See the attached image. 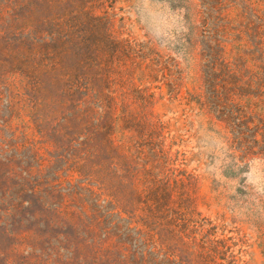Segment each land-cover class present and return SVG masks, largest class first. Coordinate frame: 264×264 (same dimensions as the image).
<instances>
[{"label": "rangeland", "instance_id": "rangeland-1", "mask_svg": "<svg viewBox=\"0 0 264 264\" xmlns=\"http://www.w3.org/2000/svg\"><path fill=\"white\" fill-rule=\"evenodd\" d=\"M0 264H264V0H0Z\"/></svg>", "mask_w": 264, "mask_h": 264}, {"label": "trees", "instance_id": "trees-1", "mask_svg": "<svg viewBox=\"0 0 264 264\" xmlns=\"http://www.w3.org/2000/svg\"><path fill=\"white\" fill-rule=\"evenodd\" d=\"M205 9L206 15L208 16V20L205 21L206 28V36H204V73H205V82L206 85L209 87L213 86V82L215 80V76L218 74L217 68L219 64L223 66V61L220 60V53L223 51V47L219 40H215L214 33L216 30L213 31L214 22H212L211 16L212 11H216L215 7L209 2H205Z\"/></svg>", "mask_w": 264, "mask_h": 264}]
</instances>
